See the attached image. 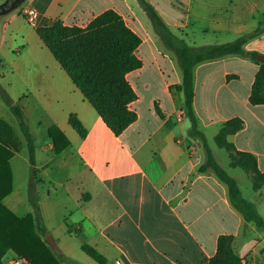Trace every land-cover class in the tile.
Instances as JSON below:
<instances>
[{
	"label": "crops",
	"instance_id": "0c3cea01",
	"mask_svg": "<svg viewBox=\"0 0 264 264\" xmlns=\"http://www.w3.org/2000/svg\"><path fill=\"white\" fill-rule=\"evenodd\" d=\"M26 1L39 16L27 36L24 29L17 33L22 47L8 57L9 74L4 73L0 87L22 107L34 153L17 115L9 107L13 119L0 102V119L7 124L0 125V251L15 228L12 212L19 218L33 214L39 233L65 264H112L116 258L125 264H208L221 235L234 237L240 264H264V226L235 205L229 186L215 171L203 169L204 143L190 135L192 121L178 89L183 83L178 47L157 32L140 0ZM147 1L174 37L183 39L193 21V28L210 37L193 46L245 36V50L264 55V0ZM26 8L20 14L31 25ZM19 9L0 14V37L4 30L18 31L13 12ZM108 9L120 13L142 38L137 55L143 66L127 75L138 95L130 105L138 118L119 135L37 33L38 27L56 20L85 26ZM3 61L2 56L0 70L5 68ZM260 63L258 57L235 54L195 64L193 108L215 160L264 222V185L254 189L250 175L233 166L229 152L215 141L226 120L241 117L245 126L229 140L238 151L254 154L264 172V103L250 102ZM148 68L152 72L146 75ZM71 114L87 130L84 137L70 124ZM53 125L69 139L60 152L49 134ZM44 135L49 142L42 144ZM37 167L42 170L39 176L33 175ZM45 182L51 189L42 192ZM73 234L77 251L70 247ZM83 243L95 247L104 263L88 255ZM19 260L30 264L11 249L1 258L3 264Z\"/></svg>",
	"mask_w": 264,
	"mask_h": 264
},
{
	"label": "trees",
	"instance_id": "16d2710c",
	"mask_svg": "<svg viewBox=\"0 0 264 264\" xmlns=\"http://www.w3.org/2000/svg\"><path fill=\"white\" fill-rule=\"evenodd\" d=\"M140 2L157 32L170 44V38L174 36L155 7L147 0H140ZM8 5L9 3L5 1L0 4V9ZM37 33L115 134L123 133L137 120L138 114L131 109L130 105L137 100L138 95L127 75L143 66V60L137 55L142 38L127 24L120 13L114 9L105 10L92 18L85 26L56 20L51 24L38 27ZM246 40L245 36H239L233 41L207 45L197 50L176 45L183 70V83L178 86V89L184 93L185 105L192 121L190 135L200 138L204 143L206 162L203 169L211 168L215 171L229 186L230 196L235 205L247 218L254 219L260 226H264V222L251 211L242 198L237 182L215 160L205 134L198 126V117L193 108V66L202 61L235 54L249 55L256 60L259 53L246 51L244 48ZM260 65L250 95L252 104L264 103V63ZM0 91L11 110L17 115L21 129L29 140L32 155L34 153L33 139L23 109L14 103L6 89L0 87ZM69 122L83 137L87 134V130L76 114L70 115ZM0 125L7 126L2 119H0ZM244 126L245 121L241 117L226 120L216 134L215 141L219 147L229 152L233 166L241 167L250 175L254 189L258 190L264 185V172L260 171L256 156L249 152L238 151L234 143L229 140L231 135ZM49 134L54 139L57 152L69 145V139L58 126H51ZM12 155L13 150L10 151V156ZM10 175L12 179L11 166ZM32 203L36 206L33 198ZM9 213L15 221V228L10 229L8 244L0 251V264H3L1 258L9 249L30 264H65L55 256L48 241L39 233L33 214L19 218L12 212ZM82 249L99 263H104L103 255L95 247L83 243ZM240 263L241 257L234 248V237L221 235L218 239L216 254L208 264Z\"/></svg>",
	"mask_w": 264,
	"mask_h": 264
},
{
	"label": "rangeland",
	"instance_id": "374dc122",
	"mask_svg": "<svg viewBox=\"0 0 264 264\" xmlns=\"http://www.w3.org/2000/svg\"><path fill=\"white\" fill-rule=\"evenodd\" d=\"M88 0H84L83 4L84 3H87ZM29 3L28 1H24L23 4H21L19 6V11H15L13 12V17H15L17 20V23H18V26H20V28L18 29V31H16L15 29L14 30H4L1 34V37H0V58L2 59V56L4 57V60L3 62H6L5 64V68H2L0 70V82H2V77L4 76V73L6 75H8V69H7V63L9 62L8 60V57L12 58L13 56L16 55L17 51L19 48H21V44L19 43L20 40V36L17 35V33L24 29V34L25 36H27L28 32H30L32 30V25H29L28 23H25L24 20H23V16L22 14H20V11H23L24 8L28 7ZM21 15V16H19ZM192 26L195 25L196 26V23H194V21L191 23ZM204 25V23L202 24V26ZM188 27L185 30L186 32V35L183 39L179 38V37H173V38H170V44L173 45V46H183V47H188L192 50H197V49H200L201 47L199 46H196L194 45L193 46V42H204V41H207L209 40V36H207L206 34L204 33H200L197 31V28H193V27ZM27 29V31L25 30ZM35 37H38V36H35ZM15 39H18V40H15ZM192 44V45H191ZM32 45V44H31ZM33 47V46H32ZM35 48V47H34ZM37 50V47L35 48ZM152 72L151 68H148V70L145 72L146 75L150 74ZM8 78V77H7ZM0 102L3 106V108L11 115V117L14 119V114L12 112H10L11 110L9 109V105L7 104V102L5 101L1 91H0ZM35 127H33V130H34ZM36 131V129H35ZM44 142H49V138L47 135H44L41 139V143L44 144ZM225 151V150H223ZM42 170L39 169L38 167L35 169V173L33 172V175H41V172ZM43 175V173H42ZM48 189H51V185L49 182H45V183H42L41 187H40V190L42 192L44 191H47ZM29 193H30V188H29ZM76 235L73 234V240H71V245L70 247L72 249H74L73 251H77V246H76ZM49 240V239H48ZM82 251V250H81ZM83 253V252H81Z\"/></svg>",
	"mask_w": 264,
	"mask_h": 264
},
{
	"label": "built area",
	"instance_id": "2783aa9c",
	"mask_svg": "<svg viewBox=\"0 0 264 264\" xmlns=\"http://www.w3.org/2000/svg\"><path fill=\"white\" fill-rule=\"evenodd\" d=\"M24 14L28 20V22L31 24V25H36V21H37V18L39 16V11L34 8V7H27L24 11ZM183 112L180 111L179 112V119H181L183 117ZM14 264H21V261H15ZM112 264H125L124 261L120 258H116L113 260Z\"/></svg>",
	"mask_w": 264,
	"mask_h": 264
},
{
	"label": "water",
	"instance_id": "95a60500",
	"mask_svg": "<svg viewBox=\"0 0 264 264\" xmlns=\"http://www.w3.org/2000/svg\"><path fill=\"white\" fill-rule=\"evenodd\" d=\"M6 1L9 3V5L2 7L0 9V14L1 13H7V12H10V11L18 8L21 4L24 3L25 0H6ZM258 60L260 62L264 63V55H258Z\"/></svg>",
	"mask_w": 264,
	"mask_h": 264
}]
</instances>
